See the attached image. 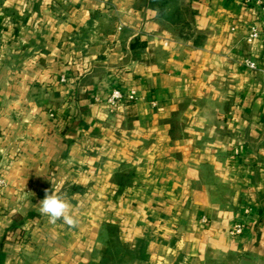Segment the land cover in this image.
Returning a JSON list of instances; mask_svg holds the SVG:
<instances>
[{
    "label": "crops",
    "instance_id": "crops-1",
    "mask_svg": "<svg viewBox=\"0 0 264 264\" xmlns=\"http://www.w3.org/2000/svg\"><path fill=\"white\" fill-rule=\"evenodd\" d=\"M184 5L0 0V264H264V10Z\"/></svg>",
    "mask_w": 264,
    "mask_h": 264
},
{
    "label": "built area",
    "instance_id": "built-area-1",
    "mask_svg": "<svg viewBox=\"0 0 264 264\" xmlns=\"http://www.w3.org/2000/svg\"><path fill=\"white\" fill-rule=\"evenodd\" d=\"M243 4L246 7L257 6L264 10V0H243ZM261 35H264V25L260 28L257 25L251 27L250 35L247 39L248 43H252L254 40L258 39ZM245 65L249 69H255L256 64L252 61H246ZM62 82H66L65 78H62ZM138 101L137 92L134 89L130 90H120L115 89L111 92L107 99V104L111 113L118 112L121 108L131 105ZM4 182L0 180V188ZM245 231V226L243 224H236L231 230V234L234 236L241 235Z\"/></svg>",
    "mask_w": 264,
    "mask_h": 264
},
{
    "label": "clouds",
    "instance_id": "clouds-1",
    "mask_svg": "<svg viewBox=\"0 0 264 264\" xmlns=\"http://www.w3.org/2000/svg\"><path fill=\"white\" fill-rule=\"evenodd\" d=\"M39 211L48 218V222L51 224L62 221L64 225L72 229L79 226L73 205L59 194L58 189H53L51 192L46 190L44 199L39 203Z\"/></svg>",
    "mask_w": 264,
    "mask_h": 264
},
{
    "label": "trees",
    "instance_id": "trees-1",
    "mask_svg": "<svg viewBox=\"0 0 264 264\" xmlns=\"http://www.w3.org/2000/svg\"><path fill=\"white\" fill-rule=\"evenodd\" d=\"M149 6L158 8L160 16L174 24H180L190 13L188 6L184 5V0H149Z\"/></svg>",
    "mask_w": 264,
    "mask_h": 264
}]
</instances>
